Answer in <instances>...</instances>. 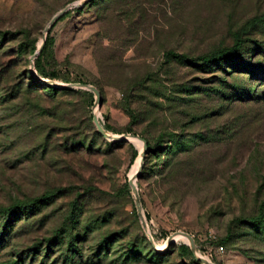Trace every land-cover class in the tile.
I'll list each match as a JSON object with an SVG mask.
<instances>
[{
	"label": "rangeland",
	"instance_id": "rangeland-1",
	"mask_svg": "<svg viewBox=\"0 0 264 264\" xmlns=\"http://www.w3.org/2000/svg\"><path fill=\"white\" fill-rule=\"evenodd\" d=\"M76 1L0 0V264H202L176 231L212 264H264V0H88L53 23L38 75L44 27ZM92 115L154 147L134 180L147 233L139 149Z\"/></svg>",
	"mask_w": 264,
	"mask_h": 264
},
{
	"label": "water",
	"instance_id": "water-1",
	"mask_svg": "<svg viewBox=\"0 0 264 264\" xmlns=\"http://www.w3.org/2000/svg\"><path fill=\"white\" fill-rule=\"evenodd\" d=\"M86 1H88V0H78L76 2H71V3L67 4V5H65L64 7L60 8L58 11H56L51 16V18L49 19L47 25L44 27L42 40L36 46V49L34 50L33 54L30 57V68L31 69H34L33 68V58L39 52V50H40V48H41V46L43 44L44 38H45L46 34L48 33L49 29L52 27L53 23L61 15H63L68 9H71V8H74V7H79V6L83 5ZM33 74L36 75L34 72H33ZM40 80L42 82H48L46 80H42V79H40ZM73 85H75L78 88H81V89L88 90V91L92 92L93 95L95 96L94 104L98 105L100 103L99 92L93 85L86 84V83H80V82L74 83ZM92 122H93L97 132L100 135H102L104 138H115L117 140H126V141H127L128 137H134V138L139 139L141 141V149L139 151V157H140V163H141L142 157H143L144 153L146 152V141L143 138L139 137L138 135H132V134H129V133H125V134H121V135H112V134L108 133L105 129L102 128L101 124L99 123V121L97 120L95 115H92ZM137 175H138V172H135L132 177H129L127 179V183H128V185L130 187V190H131V193H132V196H133L134 208H135L136 214H137V216L139 218L140 224H141L143 230L147 233L146 223H145L142 211H141V205H140V201H139V198H138V195H137L136 186H135V183H134V180L137 177ZM175 235H182V236H184L186 238L187 242L185 244L188 246L189 251H190V253H191V255H192V257L194 259L198 260L202 264H212L208 259H206V258H204V257H202V256H200V255H198L196 253V249H195L192 237L188 233L182 232V231L173 232L172 234H170L167 237V241L168 242H172L173 237ZM148 240H149L150 244L153 245V242H152V239H151L150 235H148Z\"/></svg>",
	"mask_w": 264,
	"mask_h": 264
},
{
	"label": "trees",
	"instance_id": "trees-1",
	"mask_svg": "<svg viewBox=\"0 0 264 264\" xmlns=\"http://www.w3.org/2000/svg\"><path fill=\"white\" fill-rule=\"evenodd\" d=\"M45 41L43 42L37 56L41 55V52L43 51L44 46H45ZM239 46H240V43L238 41H235L232 46H230L226 49L216 50L215 52L211 53L209 56H202L199 59L201 62H204L203 64L208 63V62H213V61H219V60L230 57V56L234 55L235 53H237ZM37 60H38V57H36V59H34V61H33L34 69L37 72V74L41 75V76L50 75V74L44 73V71L40 68ZM50 78H53V74H51ZM81 83H83V82H81ZM129 116L131 117V119H134V117L132 116L131 113L129 114ZM130 134L138 135L135 133H130ZM138 136L143 138L140 135H138ZM143 139L146 141V152L153 150L154 147H151L149 140H147L146 138H143ZM16 207H18V206H13L12 208H9L8 211H11ZM258 208H259V212H258L257 216L254 217V219H259L261 217V210L264 208V202H260ZM254 222H257V221L255 220ZM179 249H180V254L186 255L190 258L192 257L187 245H181V246H179Z\"/></svg>",
	"mask_w": 264,
	"mask_h": 264
},
{
	"label": "bare ground",
	"instance_id": "bare-ground-1",
	"mask_svg": "<svg viewBox=\"0 0 264 264\" xmlns=\"http://www.w3.org/2000/svg\"><path fill=\"white\" fill-rule=\"evenodd\" d=\"M127 141H129V142H131V143H135V145L138 147V149H139V151H140V149H141V141L139 140V139H137V138H134V137H128L127 138ZM139 164H140V157H139V155L136 157V159H135V162H134V164H133V171H132V173H131V177L134 175V173L136 172V170L138 169V167H139ZM174 239H176V240H184L185 242H187V240H186V238L184 237V236H182V235H175L174 237H173V240ZM204 257V256H203ZM206 258V257H205ZM209 260V259H208Z\"/></svg>",
	"mask_w": 264,
	"mask_h": 264
}]
</instances>
